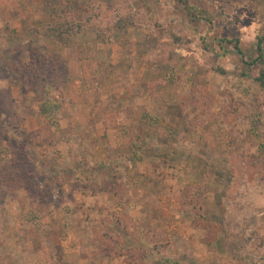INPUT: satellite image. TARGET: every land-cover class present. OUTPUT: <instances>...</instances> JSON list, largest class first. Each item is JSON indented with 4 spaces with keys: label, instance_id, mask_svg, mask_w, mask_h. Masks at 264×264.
Listing matches in <instances>:
<instances>
[{
    "label": "rangeland",
    "instance_id": "rangeland-1",
    "mask_svg": "<svg viewBox=\"0 0 264 264\" xmlns=\"http://www.w3.org/2000/svg\"><path fill=\"white\" fill-rule=\"evenodd\" d=\"M261 39L264 0H0V264H264Z\"/></svg>",
    "mask_w": 264,
    "mask_h": 264
},
{
    "label": "trees",
    "instance_id": "trees-1",
    "mask_svg": "<svg viewBox=\"0 0 264 264\" xmlns=\"http://www.w3.org/2000/svg\"><path fill=\"white\" fill-rule=\"evenodd\" d=\"M62 12V11H61ZM70 25L66 22H57L54 24V26L49 27V30L45 33V36H56V37H61L63 35H66L69 32ZM120 29V28H118ZM230 45H233V48L235 52L238 55L242 56V49L239 45L238 39H230L226 41ZM262 44H264V40H258L256 43V51H257V56L254 59H250L251 57H245L242 58V69L240 72V76L242 77H250V71L251 68L254 65H258L260 67L259 70V77L255 78V82L259 84L261 88H264V52H262ZM33 63H35L34 66H37L36 68L41 69V65L39 67L40 63V58L36 57L35 59L32 60ZM118 223V222H117ZM118 225V224H116ZM121 229V234L123 232L124 235H128V230H126L125 227L120 228ZM109 253V252H108ZM107 254V251H106ZM104 254V255H106ZM108 255V254H107Z\"/></svg>",
    "mask_w": 264,
    "mask_h": 264
},
{
    "label": "crops",
    "instance_id": "crops-1",
    "mask_svg": "<svg viewBox=\"0 0 264 264\" xmlns=\"http://www.w3.org/2000/svg\"><path fill=\"white\" fill-rule=\"evenodd\" d=\"M112 48H113V53L110 56V59L111 60L109 62L111 64H113V66H115V65L116 66H115L114 69H111V68H109V69L110 70H113V71H116L115 69H118V70L119 69H124V71H122V72H125V73L127 72V75L130 74L131 72L128 70V66H127V69H126L125 66H122L123 65L122 63H120L121 66L118 64L119 62H121L120 59L123 57V53H121V51H123V50L120 47V44L119 43H115V44L112 45ZM95 50H96V48H95ZM93 52H94V49H93ZM93 52L91 51L90 53L92 54ZM93 55L95 56L96 59H99V50H97L96 52H94V54H92L91 56H93ZM93 65H94V67L95 66L96 67H99V63L96 64V62H93V64L91 65V68H93ZM98 70L99 69H97L96 71H98ZM103 74H106V73L103 72ZM113 88L115 89V91H121V90H116L117 87H113ZM102 89H103V87H102ZM115 91H111V93H113ZM142 96L144 97L142 99L138 97V99H139V100L137 99L138 100V104L145 103V100H146L147 103L150 104V102H151V105L152 106H156L155 104H152V99H151V96L150 95H147V96L142 95ZM120 131H121V133H124L122 127H119V129H118L119 135H120ZM117 198H116V196L114 197V196H109L107 194H99V202H103V204H104L105 207H109L111 202L113 203V206H115V202L114 201H118ZM112 211H114L116 214L119 213V212H117V209L116 208H113ZM144 248H146V247H144ZM118 259L119 258L103 256L101 259H99V262L101 261L102 264H120V263H122L121 261L119 263L117 261ZM122 264H124V263H122Z\"/></svg>",
    "mask_w": 264,
    "mask_h": 264
}]
</instances>
